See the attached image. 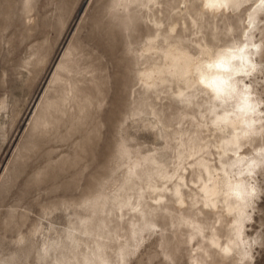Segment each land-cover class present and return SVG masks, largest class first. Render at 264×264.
Wrapping results in <instances>:
<instances>
[{"label":"rangeland","instance_id":"rangeland-1","mask_svg":"<svg viewBox=\"0 0 264 264\" xmlns=\"http://www.w3.org/2000/svg\"><path fill=\"white\" fill-rule=\"evenodd\" d=\"M113 1L0 0V264H264V11L251 0L215 20L198 2L185 16L178 0ZM153 38L193 54L203 39L260 47L237 81L260 111L241 141L258 161L243 215L200 191L237 170L232 129L213 132L225 105L170 76L146 86L140 73L162 62L140 57Z\"/></svg>","mask_w":264,"mask_h":264},{"label":"bare ground","instance_id":"bare-ground-1","mask_svg":"<svg viewBox=\"0 0 264 264\" xmlns=\"http://www.w3.org/2000/svg\"><path fill=\"white\" fill-rule=\"evenodd\" d=\"M178 1L180 4L179 14L189 16L191 3L193 4V2H198L199 16H210L213 19L220 17L221 19V17L228 14L230 9L234 8L236 11H239L246 3L251 0H217L214 10L204 7L206 0ZM143 2L144 0H114L112 3V9L115 11L126 10L131 5L137 3L139 4L138 7H141ZM254 6V13L264 11V0H256L254 2ZM191 22L195 23L193 18H191ZM250 27L251 21L248 22L247 30ZM176 29V26H171L169 28V32L173 35L176 32ZM244 34L245 32L243 33V36ZM148 41L149 43L143 47V53L140 57L142 60H145V57L149 56L152 58V56H157L162 59V62L157 64L154 61L152 67H146L147 69L145 68L143 72L140 73V80L146 84V86H152V88L153 86H160L166 80V76H170L176 79L175 81L178 80L180 83H184L188 90L194 86H198V88L201 87L202 89L206 90L207 93H210L212 98L225 105V107L223 105L222 106L226 110L223 109L224 113L215 121L213 132L217 133V131H225L227 128L232 129L233 136L231 137L230 135L231 139L229 140H231V145L236 146V150L235 148H233L234 151L227 150L233 154L232 156H234V158H236V160H234L235 162L233 161V164L230 165H232V168L236 167L237 170H235L237 172H229L230 168H228V172L225 171L224 169L227 170L229 165L226 168L222 167L224 168L222 174H217V171H213L214 173L209 175V183H203L200 191L204 195V205H208V203H210L212 206L216 207L218 197H226V202L227 199L232 198L234 203H228L226 205L227 213L237 210L238 215H243L246 208V196H250L249 194L253 192V188L250 185V180L252 179L251 174L253 169L256 167V162L258 161H256L255 156L248 158L246 155L241 153L244 147V143H241V141L247 142L249 139L253 138L254 135H251L253 132L255 133V136L259 134V129L254 128V122L256 121L255 118L258 115V112L260 113V111L256 113L258 104H256L257 101L254 99V92L251 91V89L246 85L238 87L239 85L237 86V81L239 83V80L242 77H245V75L247 76L249 69L248 66H250L248 64L251 62V59L249 60L248 57L249 55L259 54L260 47L253 42H236L231 46H225L221 48L213 41L208 42L207 40L203 39L202 41L194 44L196 46V52L193 54L194 52H191L190 48H178L176 40H173L174 42L168 47L166 46L167 48L159 46V40L156 42L155 38ZM158 59L157 61L160 60ZM180 92L181 91H179V95ZM249 106L254 107L255 111H252L251 107ZM229 144L230 143H228V145ZM140 161L135 163L133 167L139 165ZM222 201L225 200L222 199ZM183 203L184 202L181 201V204ZM229 215L230 214H228V216ZM236 218H233L231 223L233 221V223L238 224L245 219L241 218L242 220L239 219L238 221ZM239 233L240 231L238 234ZM236 236L239 235L236 234ZM239 241L242 240L239 239ZM244 254L246 255V253Z\"/></svg>","mask_w":264,"mask_h":264},{"label":"snow or ice","instance_id":"snow-or-ice-1","mask_svg":"<svg viewBox=\"0 0 264 264\" xmlns=\"http://www.w3.org/2000/svg\"><path fill=\"white\" fill-rule=\"evenodd\" d=\"M216 2L217 0H206V3L204 5V7L208 8V9H215L216 7ZM262 96H264V92L261 93ZM251 107L252 111H255V108L252 106ZM243 110V109H242ZM251 135H255V133H251ZM257 175H264V173H257ZM254 196V193L252 194ZM262 218H264V214H262ZM261 231H262V235H261V239L259 241H256L255 243L259 244V247L264 249V224H262L261 226ZM254 253L253 255L250 257V259H254Z\"/></svg>","mask_w":264,"mask_h":264}]
</instances>
